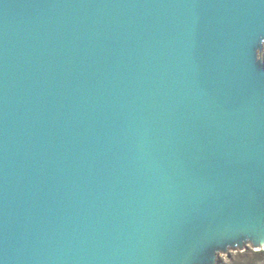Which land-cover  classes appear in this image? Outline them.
<instances>
[{"label": "water", "instance_id": "obj_1", "mask_svg": "<svg viewBox=\"0 0 264 264\" xmlns=\"http://www.w3.org/2000/svg\"><path fill=\"white\" fill-rule=\"evenodd\" d=\"M264 0H0V264H216L264 249Z\"/></svg>", "mask_w": 264, "mask_h": 264}, {"label": "trees", "instance_id": "obj_2", "mask_svg": "<svg viewBox=\"0 0 264 264\" xmlns=\"http://www.w3.org/2000/svg\"><path fill=\"white\" fill-rule=\"evenodd\" d=\"M221 264H264V249L247 248L243 251L232 252L228 260Z\"/></svg>", "mask_w": 264, "mask_h": 264}, {"label": "rangeland", "instance_id": "obj_3", "mask_svg": "<svg viewBox=\"0 0 264 264\" xmlns=\"http://www.w3.org/2000/svg\"><path fill=\"white\" fill-rule=\"evenodd\" d=\"M262 57H263V59H264V48H263V50H262ZM232 252H235V251L230 250L229 252H225V253L221 252V253H219V255H218V259H217V263H216V264H221L222 262L227 261L228 258L230 257V254H231Z\"/></svg>", "mask_w": 264, "mask_h": 264}]
</instances>
